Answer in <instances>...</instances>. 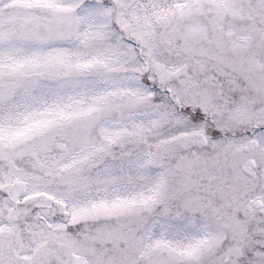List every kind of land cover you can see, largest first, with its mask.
Wrapping results in <instances>:
<instances>
[{
    "label": "snow or ice",
    "instance_id": "6c2138e0",
    "mask_svg": "<svg viewBox=\"0 0 264 264\" xmlns=\"http://www.w3.org/2000/svg\"><path fill=\"white\" fill-rule=\"evenodd\" d=\"M0 264H264V0H0Z\"/></svg>",
    "mask_w": 264,
    "mask_h": 264
}]
</instances>
